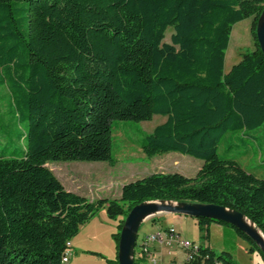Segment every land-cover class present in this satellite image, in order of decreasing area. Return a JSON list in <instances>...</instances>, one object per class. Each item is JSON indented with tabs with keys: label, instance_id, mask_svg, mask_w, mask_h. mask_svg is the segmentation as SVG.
Returning a JSON list of instances; mask_svg holds the SVG:
<instances>
[{
	"label": "trees",
	"instance_id": "trees-1",
	"mask_svg": "<svg viewBox=\"0 0 264 264\" xmlns=\"http://www.w3.org/2000/svg\"><path fill=\"white\" fill-rule=\"evenodd\" d=\"M263 11L264 0H0V92L26 123L24 152L0 156V264H63L66 242L102 207L118 221L117 248L126 215L153 200L224 206L264 236V178L238 162L246 150L233 152L264 124V54L255 34ZM247 17L255 47L225 72L232 26ZM168 27L173 32L164 42ZM154 114L166 119L145 134L142 152L201 159L194 177L150 173L124 183L119 198L89 201L45 166L114 165L112 121ZM227 134L231 141L219 155ZM195 219L201 242L215 222L233 228L264 259L233 225ZM199 252L185 264L234 262L202 243ZM106 262L118 264L117 255Z\"/></svg>",
	"mask_w": 264,
	"mask_h": 264
},
{
	"label": "rangeland",
	"instance_id": "rangeland-1",
	"mask_svg": "<svg viewBox=\"0 0 264 264\" xmlns=\"http://www.w3.org/2000/svg\"><path fill=\"white\" fill-rule=\"evenodd\" d=\"M251 26L252 17L244 18L232 26L224 58L225 72L240 60L243 52L255 47ZM172 32V27H168L165 31L164 42H169ZM165 119L166 116L164 115L154 114L150 120L145 121H112L111 155L115 160L114 165H109L105 161H48L45 166L52 171L64 188L82 186L81 183L83 182L79 180L81 176L91 177L88 180H91L92 184L87 193L90 199L91 196L95 195L100 197L109 196L111 199L119 196V194H115L120 183H127L150 173L178 172L187 177H194L203 162L201 159L174 151L157 154L152 157H148L142 152L141 141L145 134L150 133L156 125L162 123ZM25 130L26 123H19L17 117L11 112L7 91H1L0 156H20L24 152L26 140L23 135ZM250 133L256 138L247 140L245 147L238 141L237 143L240 146L235 147L233 152L246 150V154L239 157L238 162L242 167L249 166L247 168H251L258 177L264 178V168H260L264 167V164L260 166L261 163H264V124L250 130ZM227 135L222 138L218 145L219 155L224 154L223 151L226 145L231 141L227 139ZM162 160L164 162L160 163ZM257 166L259 168H256ZM96 167H109L110 175L107 176L113 177L114 188L112 190L108 191L104 188L97 189L95 187V185L100 186L106 183L97 179L96 175H90ZM105 178L107 179L108 177ZM157 203L160 202L157 201ZM165 203L176 204L175 202ZM164 213L166 212L156 213L142 221L138 231L137 242L147 230H150L153 225L152 222L156 221L158 216ZM94 217H92L94 219L89 224L83 223L85 228L80 229L77 235L70 240L71 242L76 239L78 245L70 246L71 254L69 255V260L63 264H108L106 259L116 258L117 248L113 234L117 231L118 221L107 216L105 207L100 208ZM190 219L192 220V218ZM192 223L187 220L184 222V230L182 233L180 232L181 238L199 242L197 227ZM222 226L225 227L224 233H222V230L215 228V225L212 224L211 226L210 244L214 251L217 253L223 250L229 251L234 259V262L230 264H264L262 255L257 250L249 252L247 248L249 245L236 234L233 228ZM163 247L164 260L157 264H170L168 261L170 257L175 256L177 259H181L184 256L183 249L177 243ZM155 258L157 259V256Z\"/></svg>",
	"mask_w": 264,
	"mask_h": 264
},
{
	"label": "water",
	"instance_id": "water-1",
	"mask_svg": "<svg viewBox=\"0 0 264 264\" xmlns=\"http://www.w3.org/2000/svg\"><path fill=\"white\" fill-rule=\"evenodd\" d=\"M255 34L258 45L264 54V11L256 25ZM157 201L159 200L139 203L126 215L123 226L119 232L117 243L118 264H134L135 247L142 221L151 215L164 211L180 213L194 218L209 217L227 222L250 236L264 252V241L259 237L257 233L258 229L255 225V229L249 226L244 220L246 217L240 212L230 210L220 205L202 204L199 202L190 203L161 200L159 201L160 203H157ZM165 202H175L176 204L171 205Z\"/></svg>",
	"mask_w": 264,
	"mask_h": 264
},
{
	"label": "crops",
	"instance_id": "crops-1",
	"mask_svg": "<svg viewBox=\"0 0 264 264\" xmlns=\"http://www.w3.org/2000/svg\"><path fill=\"white\" fill-rule=\"evenodd\" d=\"M230 138H231V135H227V139H230ZM163 162H164L163 160L160 161V163H163ZM202 164H203V162H202ZM202 164H201V166H202ZM109 167L108 168L107 167H96L91 172L90 175H93V176L96 175L97 179H100V181L102 180L104 183L106 182L105 184H102L100 186L95 185V187L97 189L98 188L99 189L100 188H104V189H107L109 191L110 189L112 190L114 188L113 177L107 176V175H110V173H109ZM247 167H249V166H246V168ZM256 168H259V167L257 166ZM260 168H264V167H260ZM105 177H108V178L106 179ZM89 178H91V177H89ZM89 178L86 177V176L85 177L84 176L83 177L81 176V179H79V180L81 182H83V183H81L82 186L79 185L76 188L66 187L65 189H67L69 191H72L74 193H77V194H79L81 196H84L89 201H94V200H96L98 198H103V197L96 196V195L95 196H91V199L88 197L87 193L90 190L89 188H91V184H92L91 183V180H88ZM123 184L124 183H120L119 184V187H118L117 192L115 194V195L119 194V196H116L114 198H119L120 197L121 187H122ZM104 197L105 198H109V196H104ZM102 208H104V207H102ZM94 218H91L90 220H88L85 223L86 224H89V222H91V220H93ZM190 218H192V220ZM186 220L189 221V222H193L192 224H194L197 227V230H198L197 220L194 217L187 216V215L180 214V213L166 212L164 214L159 215L158 216V219L156 221L152 222L153 225L150 227V230H147L146 233H144V234H147V233H150V232H159V231L161 232V230H166L169 227L174 228L175 230L177 229L176 230L177 232H179V233L181 232L182 233V231L184 230V222ZM212 224L215 225V228L222 230V233L225 232V229H224L225 227H223L222 225H217V224H215L213 222L209 224V226H208V235H209L208 240L203 241V242H201L199 240L198 243L199 244L202 243L203 246H207V247H209L211 249H213V247L210 244V230H211ZM83 228H85V226L83 224L80 225L79 231H80V229H83ZM198 236H199V230H198ZM73 241H74V244H73ZM73 241L70 242L71 243V246L78 245L76 239H74ZM163 246H167V245L160 244V243L159 244L155 243V244L152 245L153 252H154L155 256H157V263L164 260V247ZM223 251H227V250H223ZM183 252H184V250H183ZM227 252H229V251H227ZM116 255H117V251H116ZM168 261L170 262V264H182L184 262V256L181 259H177L175 256H173V257H170L168 259ZM168 261H167V263H169ZM137 264H148V263H147V261H145L143 259H140L139 261H137Z\"/></svg>",
	"mask_w": 264,
	"mask_h": 264
},
{
	"label": "built area",
	"instance_id": "built-area-1",
	"mask_svg": "<svg viewBox=\"0 0 264 264\" xmlns=\"http://www.w3.org/2000/svg\"><path fill=\"white\" fill-rule=\"evenodd\" d=\"M165 244L170 246L172 243H177L184 250V262L189 263L193 258L198 255L200 244L189 239H182L179 232L174 228H167L166 230L159 232H150L142 235L140 240L136 242L134 258L137 256L142 257L148 264H157V259L152 249L153 244ZM71 243L66 242V248L62 255V262L65 263L69 260Z\"/></svg>",
	"mask_w": 264,
	"mask_h": 264
},
{
	"label": "bare ground",
	"instance_id": "bare-ground-1",
	"mask_svg": "<svg viewBox=\"0 0 264 264\" xmlns=\"http://www.w3.org/2000/svg\"><path fill=\"white\" fill-rule=\"evenodd\" d=\"M244 220L247 224H249V226H251L255 229L254 224L251 221H249L247 218H244ZM257 233H258L259 237L264 241V237L261 234V232L259 230H257Z\"/></svg>",
	"mask_w": 264,
	"mask_h": 264
}]
</instances>
